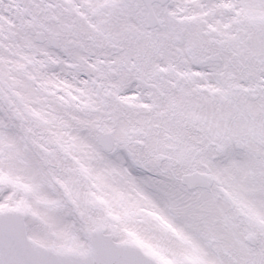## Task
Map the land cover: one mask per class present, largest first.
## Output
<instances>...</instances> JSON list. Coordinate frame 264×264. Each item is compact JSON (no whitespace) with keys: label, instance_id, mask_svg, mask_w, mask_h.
<instances>
[{"label":"snow or ice","instance_id":"obj_1","mask_svg":"<svg viewBox=\"0 0 264 264\" xmlns=\"http://www.w3.org/2000/svg\"><path fill=\"white\" fill-rule=\"evenodd\" d=\"M0 264H264V0H0Z\"/></svg>","mask_w":264,"mask_h":264}]
</instances>
